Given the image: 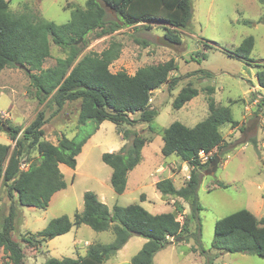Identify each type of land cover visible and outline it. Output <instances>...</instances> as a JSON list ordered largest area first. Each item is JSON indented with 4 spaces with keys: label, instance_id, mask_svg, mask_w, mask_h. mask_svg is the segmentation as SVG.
<instances>
[{
    "label": "rangeland",
    "instance_id": "rangeland-1",
    "mask_svg": "<svg viewBox=\"0 0 264 264\" xmlns=\"http://www.w3.org/2000/svg\"><path fill=\"white\" fill-rule=\"evenodd\" d=\"M7 1L13 12H29L36 18L39 16L58 25L68 23L72 10L84 8L86 3V0ZM192 6L193 15L186 29L160 23H140L102 37H98V31L93 32L79 43L82 44L80 57L89 53L100 54L112 41H117L122 44V49L119 58L109 67L112 73L125 71L134 75L142 67L176 60L178 70L171 74V77L179 78L175 89L170 91L165 83L151 95V106L159 111L155 120L158 130L173 122L192 128L203 121L209 114L204 90L208 86L215 89L212 96L216 103L230 106L233 119L239 122L235 133H231L234 128L230 125L223 128L228 148L223 150L217 170L213 172L209 163L198 170L201 178L198 193L203 211L199 214L200 220L191 225L190 233L194 235L190 234L187 239L180 237L160 250L154 264H207L213 256L216 257L214 264H264V258L255 255L212 248L215 223L219 219L241 209L249 210L258 219L264 218V89L257 87V72H264V0H192ZM107 13L109 20H118L111 10L108 9ZM169 32L180 39L179 44L175 43V50L158 42L159 37ZM249 37L254 38L255 44L247 62L238 57L237 49ZM50 44L52 53L44 68L54 67L57 59L67 56L52 41ZM202 70L209 71L212 76L207 78L198 72ZM188 85L199 89V95L181 109H174L175 98ZM254 86L257 88L252 90ZM80 104V101L67 102L56 113L55 105L39 104L25 69L5 68L0 73V116L6 120V125L0 133V144L15 146L8 126L25 128L40 111L47 119L44 126L46 140L57 143L62 134L73 137L79 128ZM138 117L139 114L132 115V118ZM132 128L153 141L144 147L141 163L129 173L123 194L114 191L111 185L113 170L103 162L102 155L119 151L127 142L117 126L106 121L83 146L75 170L60 165L67 188L52 197L47 209L21 206L15 197L12 238L24 251V264H43L49 258L77 259L87 253L89 245L113 242L111 231L96 232L87 225L74 227L65 235L43 242L38 250L24 241L45 229L54 218L68 216L73 220L75 213L84 209L86 192L95 193L110 209L115 205L139 204L151 214L176 212L174 204L179 202L184 210L178 219L183 222V214L190 213L189 204L176 197L163 196L156 189V183L169 178L180 188L189 180L192 167L176 155L164 157L161 153L162 136L151 133L147 124H136ZM217 152L214 150L213 154ZM38 158L35 148L23 156L22 169L26 170ZM10 205V199L0 184V231L10 213ZM198 225H201V231ZM145 242V238L133 235L105 264H132L131 259ZM0 264H11L2 250Z\"/></svg>",
    "mask_w": 264,
    "mask_h": 264
},
{
    "label": "trees",
    "instance_id": "trees-1",
    "mask_svg": "<svg viewBox=\"0 0 264 264\" xmlns=\"http://www.w3.org/2000/svg\"><path fill=\"white\" fill-rule=\"evenodd\" d=\"M108 9L118 18L117 21L107 18ZM192 15V0H86L84 8L72 10L68 23L58 25L39 16L36 18L29 12H13L9 1L0 0V73L5 68L25 69L39 104L55 105L56 113L67 102H81L79 128L73 137L62 134L57 143L46 140L44 126L47 119L40 111L25 128L8 126L15 146L0 144V184L11 202L10 213L0 231V251L11 264H24L25 259L21 245L12 238L15 197L21 206L47 209L52 197L67 188L60 165L75 170L77 156L83 146L106 121L114 123L127 142L119 151L102 155L103 162L113 170L111 185L116 194L126 191L129 173L141 163L144 147L153 141L132 127L147 124L151 133L162 136L161 153L164 157L176 155L192 167L189 180L180 188L169 178L156 183V189L163 196L176 197L188 203L190 213L183 214L181 222L178 215L184 208L179 202L174 204L176 212L161 214H151L139 204L115 205L110 209L95 193L86 192L84 209L76 212L73 220L68 216L54 218L45 229L24 241L38 250L43 242L65 235L74 227L87 225L96 232L111 231L113 242L89 245L87 253L77 259L49 258L43 264H105L133 235L145 238L146 242L131 263L154 264L160 250L180 237H190L191 225L200 220L199 214L203 211L198 193L201 183L198 170L208 163L212 165L216 157H221L223 150L228 148L223 128L239 125L233 119L230 106L217 104L212 96L215 89L208 86L204 90L209 114L203 121L192 128L173 122L169 127L158 130L155 120L159 111L151 106V95L165 83H168L170 91L175 89L179 78L171 77V74L178 70L176 60L142 67L134 75L125 71L112 73L109 67L119 58L121 43L112 41L100 54L89 53L80 57L82 44L78 42L93 32L98 31V37H102L140 23H160L186 29ZM166 37L180 43L172 32ZM50 41L67 56L57 59L54 67L44 68L52 53ZM254 44L253 37L246 38L237 49L238 57L249 62ZM198 72L207 78L212 76L209 71ZM257 79L264 89L263 71L257 72ZM199 93L200 90L191 85L184 87L173 102L174 109H181ZM136 114L139 117L132 118ZM5 121L0 116V133L5 130ZM251 141L257 143L254 139ZM35 148L39 158L26 170L22 169L23 156ZM214 150L218 152L213 154ZM201 152L212 154L206 163L200 157ZM198 229L201 231V225ZM212 248L264 258V218L258 219L249 210L241 209L219 219L215 223ZM215 259L213 256L207 264H214Z\"/></svg>",
    "mask_w": 264,
    "mask_h": 264
},
{
    "label": "water",
    "instance_id": "water-1",
    "mask_svg": "<svg viewBox=\"0 0 264 264\" xmlns=\"http://www.w3.org/2000/svg\"><path fill=\"white\" fill-rule=\"evenodd\" d=\"M81 41V40H80ZM158 42L165 46V47H169L173 50L176 49V46H175V43L173 41H171L168 37L164 36V37H159L158 38ZM79 44V42H78ZM251 128L248 129V131H250ZM10 131V129H8V132ZM219 160H220V157H216V159L214 160V162L212 163V171H216L217 170V167H218V163H219Z\"/></svg>",
    "mask_w": 264,
    "mask_h": 264
},
{
    "label": "built area",
    "instance_id": "built-area-1",
    "mask_svg": "<svg viewBox=\"0 0 264 264\" xmlns=\"http://www.w3.org/2000/svg\"><path fill=\"white\" fill-rule=\"evenodd\" d=\"M210 155H212V154L210 153V154L206 155L204 152H201V153H200V157H201L203 163H204V162H207V160H208V156H210ZM23 166H24V164L22 165V168H23Z\"/></svg>",
    "mask_w": 264,
    "mask_h": 264
},
{
    "label": "crops",
    "instance_id": "crops-1",
    "mask_svg": "<svg viewBox=\"0 0 264 264\" xmlns=\"http://www.w3.org/2000/svg\"><path fill=\"white\" fill-rule=\"evenodd\" d=\"M257 87H260L259 85ZM257 87H253L252 90H254V88H257ZM261 89V88H260ZM250 92V91H249ZM258 101L256 100L254 103L256 104ZM242 124V123H241ZM238 128V126L236 128H234V130L231 131V133H235V130ZM186 163V162H185Z\"/></svg>",
    "mask_w": 264,
    "mask_h": 264
}]
</instances>
